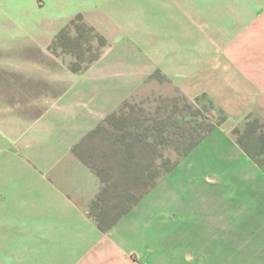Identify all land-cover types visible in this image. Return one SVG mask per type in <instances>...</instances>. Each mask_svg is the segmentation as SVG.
Masks as SVG:
<instances>
[{"label": "crops", "instance_id": "crops-1", "mask_svg": "<svg viewBox=\"0 0 264 264\" xmlns=\"http://www.w3.org/2000/svg\"><path fill=\"white\" fill-rule=\"evenodd\" d=\"M221 1L46 0L40 10L33 0H0V50L11 52L0 69H23L25 59H38L34 50L47 22L78 10L110 42L82 74L53 78L48 65L45 80L62 85L45 91L51 101L22 130L13 128L12 139L0 136V264L75 258L120 264L132 251L149 264L163 258L158 249L165 240L157 238L148 256L145 230L165 226L173 227V257L189 264H264V171L230 132L251 114L264 116V58L244 62L214 40L227 33L213 24L211 11ZM13 35L16 42L4 46ZM156 71L187 98L206 95L225 120L102 231L88 211L100 180L72 147L125 99L144 92ZM2 72L0 99L37 97L21 94L20 76ZM9 76L17 78L11 96ZM168 208L176 213L172 222L164 216Z\"/></svg>", "mask_w": 264, "mask_h": 264}, {"label": "rangeland", "instance_id": "rangeland-1", "mask_svg": "<svg viewBox=\"0 0 264 264\" xmlns=\"http://www.w3.org/2000/svg\"><path fill=\"white\" fill-rule=\"evenodd\" d=\"M33 1L37 3V7L40 10L46 7V0ZM215 5H219V8L211 11L213 24L223 31L227 30V33L214 34V40L218 43L228 45V48L233 53L245 59L244 62L250 60L249 58H264V0H222ZM102 25L103 27L109 28L108 20L105 19ZM90 27L94 31H91ZM39 34L42 37L41 45L34 50L38 59H25L24 62L27 65L23 68L24 70L22 68H15L12 65H6L3 69H0V71L5 70V72H2L3 74L20 76L21 81H23L21 82L22 95L37 94V97L21 96L20 98L9 97L0 99L1 137L12 139L13 128L15 130H22L30 121L32 122L36 119L51 101V99L43 97L45 91L58 89L62 85L60 81V83H57L55 79L52 82L45 80L47 77L44 74L48 69V65L53 70V78H56L58 75L61 76L65 72L69 76L82 74L110 48L109 40L94 26L92 20L86 16V12L83 10H78L74 14L67 15L58 22L55 19H53V23L48 21L45 29ZM18 37V35L9 36L2 43H6L4 46L7 43H15ZM101 38H103L104 43H102ZM232 45H235V47H231ZM1 47L3 48V46ZM0 52L2 53V55L0 54V60L6 59L7 57L5 55L11 53L7 52L3 54L4 52L1 50ZM39 65L47 66V68L40 67ZM12 69H16L15 73L11 72ZM15 80H17L16 77L10 76L6 80L8 82L5 84V93L10 96L16 85ZM166 81L156 71L151 76L149 85H146V88L144 87L142 89L144 92L139 91L125 99L126 103L121 106V111L116 116V119L113 120L112 124L105 125L104 128L100 129L87 143H84L78 149L81 156L92 161L98 167L101 175H118L114 167L117 148L129 140L128 132L132 130L131 126L136 125L139 130H142L148 122L146 119L153 117L157 108L164 103L170 106L173 102H177L180 105H182L181 102L183 101L188 102L191 104L192 109L198 108L204 115L211 114L213 121L219 122L217 125L224 122L225 119L221 120L224 115L215 109L212 101L206 95H199L197 99L196 97L192 99L187 98L178 90L169 87ZM155 82L160 84L164 89H158ZM182 97H185L186 100H183ZM211 106L213 110L210 111ZM188 118L190 117L188 116ZM180 120L181 117L176 115L170 119L174 124L177 121L180 123ZM172 130L174 129H170V131ZM230 132L234 140L243 139L248 146L253 147L252 142H255L254 139L256 141L259 140V136L264 132V116L258 113L251 114L248 119L234 126ZM73 154L77 156L75 153ZM78 158L80 159V157ZM256 158L264 167V155H259ZM80 160L82 161V159ZM90 204L88 205V211ZM169 209L165 210L166 213L164 216L165 218H169L168 221L172 222L174 221L173 216L176 213L172 209ZM159 229L161 231L159 230L157 233L153 227L145 230L147 243L146 254L148 256L154 253L150 249H155L157 238H163L165 240V244L158 249L159 254H162L163 258H153L152 261H149V264H189L187 258L181 260L173 257V250L169 242L171 241L173 227L165 226ZM147 261L142 259L138 252L132 251L126 254L125 258H120L118 263L146 264ZM25 262V259H20V264H26ZM83 262L84 259L82 258L63 260V264H82Z\"/></svg>", "mask_w": 264, "mask_h": 264}, {"label": "trees", "instance_id": "trees-1", "mask_svg": "<svg viewBox=\"0 0 264 264\" xmlns=\"http://www.w3.org/2000/svg\"><path fill=\"white\" fill-rule=\"evenodd\" d=\"M90 30L94 31L91 27ZM101 40L104 43L103 38ZM125 103L126 100L72 147V152L100 177V190L89 206V213L102 231L112 228L154 187L161 176L171 171L219 123L213 121L211 114L204 115L200 109H192L188 102L183 101L182 105L173 102L170 106L164 103L153 117L146 119L148 122L142 130L136 125L131 126L129 140L117 148L114 167L118 175L103 176L92 161L81 156L78 149L105 125H111ZM174 115L181 117L180 123L170 121ZM224 119L223 116L221 120ZM259 137L252 142L253 147L243 139L236 142L264 171L256 158L264 155V132Z\"/></svg>", "mask_w": 264, "mask_h": 264}]
</instances>
